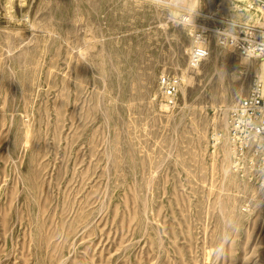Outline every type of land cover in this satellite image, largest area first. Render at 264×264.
Masks as SVG:
<instances>
[{"label": "rangeland", "instance_id": "1", "mask_svg": "<svg viewBox=\"0 0 264 264\" xmlns=\"http://www.w3.org/2000/svg\"><path fill=\"white\" fill-rule=\"evenodd\" d=\"M192 1L0 0V264H264V189L228 138L264 61L189 67Z\"/></svg>", "mask_w": 264, "mask_h": 264}, {"label": "built area", "instance_id": "2", "mask_svg": "<svg viewBox=\"0 0 264 264\" xmlns=\"http://www.w3.org/2000/svg\"><path fill=\"white\" fill-rule=\"evenodd\" d=\"M249 12L258 13L254 24L239 20ZM262 12L264 0H207L206 9L182 12L179 21L187 28L191 40L189 67L197 68L209 57L214 45L231 49L246 59L264 61ZM202 42L207 47L206 56L201 50ZM247 48L254 50L253 56H245ZM179 80L167 76L159 79L166 108H173L176 103ZM228 126L235 167L248 172L264 189V80L254 81L248 94L231 107Z\"/></svg>", "mask_w": 264, "mask_h": 264}, {"label": "clouds", "instance_id": "3", "mask_svg": "<svg viewBox=\"0 0 264 264\" xmlns=\"http://www.w3.org/2000/svg\"><path fill=\"white\" fill-rule=\"evenodd\" d=\"M197 3H199V0H197ZM193 11H195V10H193ZM201 50L203 52V55L206 56L207 55V47H206V44H204L203 42H202ZM244 53H245V56L251 57L254 54V50L252 48H247L244 50ZM222 255H223L222 249H220V248L214 249L213 256H214V258H217V264H219V257H221Z\"/></svg>", "mask_w": 264, "mask_h": 264}, {"label": "bare ground", "instance_id": "4", "mask_svg": "<svg viewBox=\"0 0 264 264\" xmlns=\"http://www.w3.org/2000/svg\"><path fill=\"white\" fill-rule=\"evenodd\" d=\"M190 1H192V0H176L177 3H180L182 5H185L186 2L188 3V5H189V3L192 5L193 4L192 3L193 1L192 2H190ZM262 13H264V12H262ZM257 71H258L259 78H263L264 79V64L261 63V65L259 66V68L257 69Z\"/></svg>", "mask_w": 264, "mask_h": 264}]
</instances>
